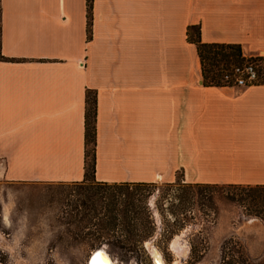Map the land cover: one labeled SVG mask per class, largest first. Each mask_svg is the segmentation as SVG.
<instances>
[{
    "label": "crops",
    "instance_id": "crops-1",
    "mask_svg": "<svg viewBox=\"0 0 264 264\" xmlns=\"http://www.w3.org/2000/svg\"><path fill=\"white\" fill-rule=\"evenodd\" d=\"M0 0V182L264 186V80L208 85L204 43L264 51V0Z\"/></svg>",
    "mask_w": 264,
    "mask_h": 264
},
{
    "label": "rangeland",
    "instance_id": "rangeland-1",
    "mask_svg": "<svg viewBox=\"0 0 264 264\" xmlns=\"http://www.w3.org/2000/svg\"><path fill=\"white\" fill-rule=\"evenodd\" d=\"M178 183L143 187L154 232L130 251L115 240L125 198L114 189L0 182V264H92L99 248L122 264H264V189L190 195Z\"/></svg>",
    "mask_w": 264,
    "mask_h": 264
},
{
    "label": "trees",
    "instance_id": "trees-1",
    "mask_svg": "<svg viewBox=\"0 0 264 264\" xmlns=\"http://www.w3.org/2000/svg\"><path fill=\"white\" fill-rule=\"evenodd\" d=\"M91 7L92 0H87L88 20L87 30L88 37L91 36ZM187 38L189 41L196 44L197 52L201 63V74L204 82L208 85H226L227 81L224 75L228 74L230 68L234 64H241L244 60L241 47L237 44L226 43H204L199 39V28L195 25L187 28ZM208 61V66L206 65ZM85 180L91 179L93 184L98 186L99 189H114L117 195L124 196L123 208L119 211V217L114 216L112 225L118 227L121 224L122 228L119 229V235L115 236L116 243L121 248H127L132 251L141 245L143 241L153 235L154 226L150 212L146 207L142 206L143 201L146 199L150 192L143 187L148 183L145 182H120V183H105L96 182L93 179L94 171V144H95V94L92 91H87L85 98ZM90 149V150H89ZM83 181V182H84ZM186 190L185 193L190 192V195H201L205 189L213 188H232L241 189L256 188L264 189V186H243V185H219V184H199V183H178ZM134 195H140L136 198ZM184 195V194H183ZM137 200L139 203H136ZM243 200V199H241ZM118 220V223L115 222Z\"/></svg>",
    "mask_w": 264,
    "mask_h": 264
},
{
    "label": "built area",
    "instance_id": "built-area-1",
    "mask_svg": "<svg viewBox=\"0 0 264 264\" xmlns=\"http://www.w3.org/2000/svg\"><path fill=\"white\" fill-rule=\"evenodd\" d=\"M224 79L226 85L235 87H246L264 80V51L254 56H244L241 64L231 66Z\"/></svg>",
    "mask_w": 264,
    "mask_h": 264
},
{
    "label": "bare ground",
    "instance_id": "bare-ground-1",
    "mask_svg": "<svg viewBox=\"0 0 264 264\" xmlns=\"http://www.w3.org/2000/svg\"><path fill=\"white\" fill-rule=\"evenodd\" d=\"M98 253L101 254L100 257H99L98 264H102V262L105 261V260L108 262V264H112V259L110 258L109 254L103 248H101L100 251L96 250V254L94 255V257ZM90 264H91V262H90ZM92 264H94V261H92Z\"/></svg>",
    "mask_w": 264,
    "mask_h": 264
},
{
    "label": "snow or ice",
    "instance_id": "snow-or-ice-1",
    "mask_svg": "<svg viewBox=\"0 0 264 264\" xmlns=\"http://www.w3.org/2000/svg\"><path fill=\"white\" fill-rule=\"evenodd\" d=\"M100 255H101V254L98 253V254L93 258L94 264H98ZM102 264H108V262L105 260V261L102 262Z\"/></svg>",
    "mask_w": 264,
    "mask_h": 264
},
{
    "label": "flooded vegetation",
    "instance_id": "flooded-vegetation-1",
    "mask_svg": "<svg viewBox=\"0 0 264 264\" xmlns=\"http://www.w3.org/2000/svg\"><path fill=\"white\" fill-rule=\"evenodd\" d=\"M154 263H155V258L153 257ZM112 264H122V263H117L114 259H112Z\"/></svg>",
    "mask_w": 264,
    "mask_h": 264
},
{
    "label": "water",
    "instance_id": "water-1",
    "mask_svg": "<svg viewBox=\"0 0 264 264\" xmlns=\"http://www.w3.org/2000/svg\"><path fill=\"white\" fill-rule=\"evenodd\" d=\"M98 251H100L101 250V248H99V249H97ZM91 259H92V256H91ZM91 259H90V262H91Z\"/></svg>",
    "mask_w": 264,
    "mask_h": 264
}]
</instances>
